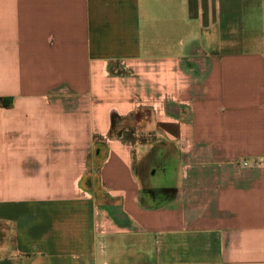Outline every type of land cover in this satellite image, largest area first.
I'll return each mask as SVG.
<instances>
[{
	"label": "crops",
	"instance_id": "obj_1",
	"mask_svg": "<svg viewBox=\"0 0 264 264\" xmlns=\"http://www.w3.org/2000/svg\"><path fill=\"white\" fill-rule=\"evenodd\" d=\"M0 264H264V0H0Z\"/></svg>",
	"mask_w": 264,
	"mask_h": 264
},
{
	"label": "rangeland",
	"instance_id": "obj_2",
	"mask_svg": "<svg viewBox=\"0 0 264 264\" xmlns=\"http://www.w3.org/2000/svg\"><path fill=\"white\" fill-rule=\"evenodd\" d=\"M121 127H123V125L118 124L117 127L114 129V133L122 134L123 132L124 138L126 140L133 141L134 138L132 137V132H133L132 129L128 127V125L126 124L124 128H126L127 131L125 132L121 129Z\"/></svg>",
	"mask_w": 264,
	"mask_h": 264
},
{
	"label": "trees",
	"instance_id": "obj_3",
	"mask_svg": "<svg viewBox=\"0 0 264 264\" xmlns=\"http://www.w3.org/2000/svg\"><path fill=\"white\" fill-rule=\"evenodd\" d=\"M116 120H117V118L114 117V116L111 118V123H112V125H114V123H115Z\"/></svg>",
	"mask_w": 264,
	"mask_h": 264
}]
</instances>
